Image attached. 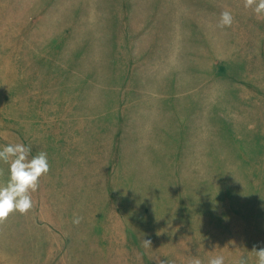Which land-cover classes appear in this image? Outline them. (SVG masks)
<instances>
[{"label": "rangeland", "instance_id": "1", "mask_svg": "<svg viewBox=\"0 0 264 264\" xmlns=\"http://www.w3.org/2000/svg\"><path fill=\"white\" fill-rule=\"evenodd\" d=\"M16 142L50 170L0 221V264H256L264 17L245 0H0V145Z\"/></svg>", "mask_w": 264, "mask_h": 264}, {"label": "clouds", "instance_id": "2", "mask_svg": "<svg viewBox=\"0 0 264 264\" xmlns=\"http://www.w3.org/2000/svg\"><path fill=\"white\" fill-rule=\"evenodd\" d=\"M245 7L252 8L257 17H264V0H245ZM233 19L232 12L224 10L219 25L230 26ZM31 151V146L22 142L0 145V163L8 165L7 179L0 181V221L14 212L23 214L31 209L32 193L38 190L40 178L50 170L47 152L39 151L30 157ZM74 222H79V218ZM253 252L256 264H264V247H254ZM190 264H202V261L197 256ZM208 264H225V257L213 256ZM239 264H246V260L241 258Z\"/></svg>", "mask_w": 264, "mask_h": 264}]
</instances>
